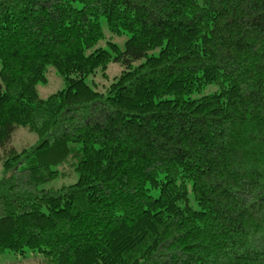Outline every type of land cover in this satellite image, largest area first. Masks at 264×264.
<instances>
[{
  "label": "trees",
  "instance_id": "trees-1",
  "mask_svg": "<svg viewBox=\"0 0 264 264\" xmlns=\"http://www.w3.org/2000/svg\"><path fill=\"white\" fill-rule=\"evenodd\" d=\"M0 159V253L264 264V0H0Z\"/></svg>",
  "mask_w": 264,
  "mask_h": 264
},
{
  "label": "rangeland",
  "instance_id": "rangeland-1",
  "mask_svg": "<svg viewBox=\"0 0 264 264\" xmlns=\"http://www.w3.org/2000/svg\"><path fill=\"white\" fill-rule=\"evenodd\" d=\"M104 35L108 42L115 43L122 50L124 48V41L126 37H117L109 33V31L104 26ZM114 36V37H113ZM104 47L109 48L107 45ZM121 71V67H119L115 63H111L108 65L105 70L106 78L102 76V72L98 71L97 74L93 77H88L85 80V83L89 85L96 91H101L100 86L108 85L111 78L117 76ZM46 82L39 83L36 87L37 94L40 99H47L50 95L57 93L60 90H63L65 85L63 79L56 73L53 67L48 66L45 72ZM37 143V137L34 133L29 132L24 127H19L15 131L12 137V146L17 151H20L25 148H29L34 146ZM56 170H60L61 168L52 167ZM63 171L67 172V174L62 177L55 179L51 182H48L42 186V189L45 190H57L63 186H69L74 184L77 181V175L71 171L69 167L63 169ZM2 177V160L0 159V178ZM0 264H47L45 258L42 254L39 253H27L26 256L20 257L15 256L9 252L0 253Z\"/></svg>",
  "mask_w": 264,
  "mask_h": 264
}]
</instances>
